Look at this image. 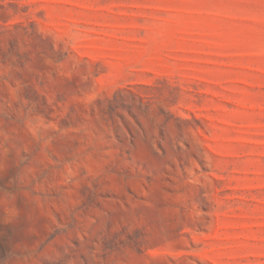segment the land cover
Returning <instances> with one entry per match:
<instances>
[{
	"label": "rangeland",
	"instance_id": "obj_1",
	"mask_svg": "<svg viewBox=\"0 0 264 264\" xmlns=\"http://www.w3.org/2000/svg\"><path fill=\"white\" fill-rule=\"evenodd\" d=\"M0 264H264V0H0Z\"/></svg>",
	"mask_w": 264,
	"mask_h": 264
}]
</instances>
